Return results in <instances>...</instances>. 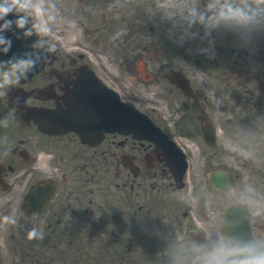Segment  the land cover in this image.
I'll use <instances>...</instances> for the list:
<instances>
[{"label": "flooded vegetation", "instance_id": "flooded-vegetation-1", "mask_svg": "<svg viewBox=\"0 0 264 264\" xmlns=\"http://www.w3.org/2000/svg\"><path fill=\"white\" fill-rule=\"evenodd\" d=\"M67 1L46 0L70 14L47 26L57 55L42 77L18 84L0 67V264H181L180 253L183 264H262L259 254L238 263L229 233L244 251H264V10L249 23L229 16L195 33L177 20L163 32L153 17L147 26L157 0ZM138 64L142 88L129 82ZM172 73L188 80L185 95ZM95 75L170 134L186 159L182 179L162 145L118 133L85 145L14 109L23 101L51 120L86 105L77 91H98Z\"/></svg>", "mask_w": 264, "mask_h": 264}, {"label": "water", "instance_id": "water-1", "mask_svg": "<svg viewBox=\"0 0 264 264\" xmlns=\"http://www.w3.org/2000/svg\"><path fill=\"white\" fill-rule=\"evenodd\" d=\"M16 9H14L15 11ZM14 15V21H16V31H17V40L18 45L14 42V55L24 56L26 57L27 63L23 66L19 63H14L12 60L8 58V49L9 47H0V61L3 64H6L8 67H12L14 63V70L24 77L27 73L31 72L33 68L43 66V60L41 59V55L36 51V46H34L30 39L36 38L35 34L32 35L29 31V27L26 25V20L23 18V14L17 9V12ZM28 27V28H27ZM31 30V29H30ZM32 31V30H31ZM12 47H10L11 49ZM116 102H118L116 100ZM119 103V102H118ZM104 105V104H103ZM103 109V106L100 105V109ZM117 110V107H114ZM124 115H128L127 111H125ZM121 118H125L121 115ZM44 127V126H43ZM76 128V127H75Z\"/></svg>", "mask_w": 264, "mask_h": 264}, {"label": "rangeland", "instance_id": "rangeland-1", "mask_svg": "<svg viewBox=\"0 0 264 264\" xmlns=\"http://www.w3.org/2000/svg\"><path fill=\"white\" fill-rule=\"evenodd\" d=\"M159 2H162L167 7L165 8L166 10L164 11V13L158 15V18L161 20V23L170 24L171 21H172V19L174 18V16H173L174 10H169V6H173L175 4V7L177 8V5H176L177 4V0H159ZM227 2H228L227 3L228 6H230V3H231L232 5L234 4L235 7H240L241 5H243L244 8L248 7V5L246 4L245 0H227ZM225 5H226L225 2H222V1L220 2L221 8H223ZM258 7L259 6H254V5L252 7H250V11H251V9H253L252 10V12H253L252 14L255 13V10ZM194 9H195L194 10L195 12L193 11L194 13L192 12V10H190V13H192V15H191V19H189L188 22L195 23L196 24V27L199 26V25L204 26V22H205L204 20L207 19V18H209L210 16L213 17V15H211L213 13L210 14V13L204 12V10L202 8V5L199 4L198 2L195 4ZM184 10L185 9H182L180 11L175 10V13H177V15L180 17V19H187V16L188 15H185L184 14V12H185ZM245 10L247 11V9H245ZM35 11L37 13V16L40 17V15H39V11H40L39 8H36ZM248 11H249V9H248ZM217 18H219V17L217 16ZM209 21H210V19L208 20V22ZM211 22H219V20H217V21L211 20ZM234 147H236L237 149H240V151H245V148L243 149V147H242V145L240 143L234 144ZM174 257L175 256H173V258ZM176 258L181 262V264H183V262L186 259V256H184L183 254L180 253L179 256L176 257Z\"/></svg>", "mask_w": 264, "mask_h": 264}, {"label": "bare ground", "instance_id": "bare-ground-1", "mask_svg": "<svg viewBox=\"0 0 264 264\" xmlns=\"http://www.w3.org/2000/svg\"><path fill=\"white\" fill-rule=\"evenodd\" d=\"M140 70H139V68H131L130 70H129V73H130V75H132L133 77H136L139 73ZM137 78H139L138 76H137Z\"/></svg>", "mask_w": 264, "mask_h": 264}]
</instances>
